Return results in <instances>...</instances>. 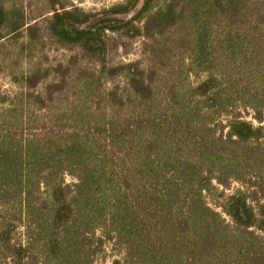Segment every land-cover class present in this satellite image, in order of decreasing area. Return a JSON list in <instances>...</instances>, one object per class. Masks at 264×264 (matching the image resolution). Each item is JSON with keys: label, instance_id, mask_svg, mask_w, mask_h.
<instances>
[{"label": "trees", "instance_id": "16d2710c", "mask_svg": "<svg viewBox=\"0 0 264 264\" xmlns=\"http://www.w3.org/2000/svg\"><path fill=\"white\" fill-rule=\"evenodd\" d=\"M45 3L0 0V264H264V0Z\"/></svg>", "mask_w": 264, "mask_h": 264}, {"label": "rangeland", "instance_id": "374dc122", "mask_svg": "<svg viewBox=\"0 0 264 264\" xmlns=\"http://www.w3.org/2000/svg\"><path fill=\"white\" fill-rule=\"evenodd\" d=\"M22 1V0H20ZM124 0H71L75 5L87 10H101L104 7L110 6L113 3L122 2ZM24 5L26 12L28 14V17H31V19H34L37 17L42 11L46 9V3L45 0H24ZM139 44H135L134 47L130 50V52L126 55L123 52H120L119 55L116 56V61L124 60V61H132L139 58L140 55V48ZM53 57L59 58V56L55 53L52 54ZM0 85L3 89V91H14L16 88L11 84L10 79L6 75L0 76ZM67 183H73L72 178H67ZM241 188V184L234 183L233 186L227 191L228 194L234 193L237 189ZM210 204L213 207H217L215 205V202L213 200H209ZM115 253L111 250L110 246L107 245V247L103 250H101L96 258L95 261H97L99 264H111L114 260Z\"/></svg>", "mask_w": 264, "mask_h": 264}]
</instances>
